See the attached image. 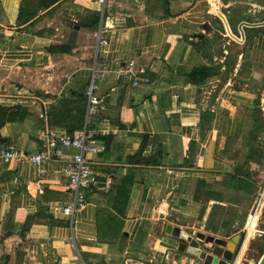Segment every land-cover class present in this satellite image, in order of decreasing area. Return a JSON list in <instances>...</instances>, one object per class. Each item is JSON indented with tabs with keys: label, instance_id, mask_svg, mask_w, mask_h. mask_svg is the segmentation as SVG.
Masks as SVG:
<instances>
[{
	"label": "crops",
	"instance_id": "obj_1",
	"mask_svg": "<svg viewBox=\"0 0 264 264\" xmlns=\"http://www.w3.org/2000/svg\"><path fill=\"white\" fill-rule=\"evenodd\" d=\"M92 13L98 24L85 28ZM103 15L105 104L87 125L111 131L88 156L98 186L71 219L61 209L74 150L37 167L0 161V264H185L166 224L245 225L259 178L246 158L264 115V0H107ZM100 23L94 0H0V150L32 154L45 128L83 130ZM130 60L138 86L118 76ZM239 167L255 190H236Z\"/></svg>",
	"mask_w": 264,
	"mask_h": 264
},
{
	"label": "built area",
	"instance_id": "obj_2",
	"mask_svg": "<svg viewBox=\"0 0 264 264\" xmlns=\"http://www.w3.org/2000/svg\"><path fill=\"white\" fill-rule=\"evenodd\" d=\"M94 2L100 6L101 23L99 28L90 35V38L94 42V52L90 70V81L84 92L86 99L85 127L72 136L56 134L48 128L39 131L40 149L32 154L22 153L13 145L0 150V161L3 163L24 161L35 167L39 166L43 161L61 159L64 157L65 150H74V153L70 155L63 169L69 181L70 199L67 205L61 209L62 214L71 217V219H74L75 214L85 208L87 204L85 199L86 192L98 186L96 173L91 167L88 156L104 152L105 147L97 145L95 140L96 138L107 137L111 134L109 129L95 130L87 127L90 119L96 116L105 104L104 97L99 96L97 93L98 86L96 82L102 77L105 69L104 57L106 54L105 47L108 45V27L103 23V12L107 0H94ZM239 42H242V39H239ZM134 65L133 60L128 61L126 66L119 70L118 76L122 78H134L132 85L138 86L139 81L135 79L136 72ZM3 100V96L0 95V105L3 104ZM40 118L44 119V115L40 114ZM37 188L39 192H42L40 185ZM104 188L108 189L107 183L104 185ZM263 218L264 176L257 184L256 198L247 215L244 228L248 232L252 221H255V233L264 234V231L258 230V224ZM238 259L233 264H240Z\"/></svg>",
	"mask_w": 264,
	"mask_h": 264
},
{
	"label": "water",
	"instance_id": "obj_3",
	"mask_svg": "<svg viewBox=\"0 0 264 264\" xmlns=\"http://www.w3.org/2000/svg\"><path fill=\"white\" fill-rule=\"evenodd\" d=\"M126 23L131 25V18H126ZM76 35L77 27L71 32V42ZM242 227L208 232L187 221L173 220L164 231L175 243V254L184 258L185 264H233L249 241L248 232ZM255 248L260 257L258 264H264V237L255 243Z\"/></svg>",
	"mask_w": 264,
	"mask_h": 264
},
{
	"label": "trees",
	"instance_id": "obj_4",
	"mask_svg": "<svg viewBox=\"0 0 264 264\" xmlns=\"http://www.w3.org/2000/svg\"><path fill=\"white\" fill-rule=\"evenodd\" d=\"M33 15V14H32ZM29 19V17H27ZM90 21L91 26L86 25L85 28L90 27L91 29H95L98 20H99V15L97 13H92L90 15V18L88 19ZM72 48V45L66 43L65 47L63 48V53L69 51ZM52 52L56 51V48L53 47L50 49ZM204 71V68H197L192 72V76H200ZM209 73L205 74V77L208 76ZM257 114V119L254 122L253 129L249 133V138L247 139V148L249 150V156L246 158L247 162H257V163H262L264 159V146L262 142L261 135L264 133V119L261 116V111L258 109L256 111ZM242 175V179L235 178V181H233L236 187V190L243 191V189H246V191H253L256 188L255 183L249 184L248 182L245 181L244 177L250 176V173L248 171H244L242 167H239L235 171V176ZM261 224V223H260ZM262 230H264V224L259 226Z\"/></svg>",
	"mask_w": 264,
	"mask_h": 264
},
{
	"label": "rangeland",
	"instance_id": "obj_5",
	"mask_svg": "<svg viewBox=\"0 0 264 264\" xmlns=\"http://www.w3.org/2000/svg\"><path fill=\"white\" fill-rule=\"evenodd\" d=\"M262 108H263V111H262V114H263L264 113V103L262 104ZM263 119H264V115H263ZM261 138H262V142H263V146H264V133L261 135ZM241 160H242V158H241ZM263 176H264V159H263L262 163L259 164L258 182H260L262 180ZM263 224H264V218L259 222L258 230L264 231L259 227L260 225H263ZM263 237H264V234L255 233V232L248 235L249 241H247V243L245 245V249L243 250V253L241 254V255H243V257L241 258V261H239L240 264H258V262L260 261V257L258 256L257 250L255 248V243L257 241H260L261 239H263Z\"/></svg>",
	"mask_w": 264,
	"mask_h": 264
},
{
	"label": "bare ground",
	"instance_id": "obj_6",
	"mask_svg": "<svg viewBox=\"0 0 264 264\" xmlns=\"http://www.w3.org/2000/svg\"><path fill=\"white\" fill-rule=\"evenodd\" d=\"M253 232H255V221H252V224L250 225L248 229V235H250Z\"/></svg>",
	"mask_w": 264,
	"mask_h": 264
}]
</instances>
